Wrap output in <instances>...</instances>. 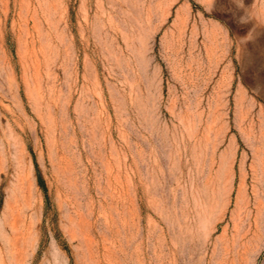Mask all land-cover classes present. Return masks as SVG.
Wrapping results in <instances>:
<instances>
[{"label":"rangeland","instance_id":"rangeland-1","mask_svg":"<svg viewBox=\"0 0 264 264\" xmlns=\"http://www.w3.org/2000/svg\"><path fill=\"white\" fill-rule=\"evenodd\" d=\"M0 264H264V0H0Z\"/></svg>","mask_w":264,"mask_h":264},{"label":"trees","instance_id":"trees-1","mask_svg":"<svg viewBox=\"0 0 264 264\" xmlns=\"http://www.w3.org/2000/svg\"><path fill=\"white\" fill-rule=\"evenodd\" d=\"M40 175V174H39ZM39 180H40V184H41V186L43 187V188H46V186H45V181H44V179H43V177L40 175L39 176Z\"/></svg>","mask_w":264,"mask_h":264}]
</instances>
